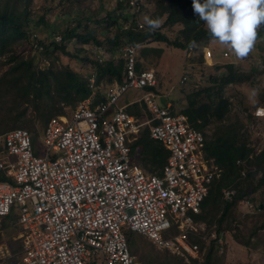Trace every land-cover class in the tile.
Here are the masks:
<instances>
[{
	"label": "built area",
	"instance_id": "1",
	"mask_svg": "<svg viewBox=\"0 0 264 264\" xmlns=\"http://www.w3.org/2000/svg\"><path fill=\"white\" fill-rule=\"evenodd\" d=\"M113 1L126 7L138 31H149L141 15L151 0ZM141 46L122 49L123 80L111 86L104 100L94 105L93 95L80 102L70 117L50 119L43 156L35 152L32 135L25 129L0 136V172L11 180H0V219L17 214L22 264H92L95 258L99 264H137L128 232L188 263L205 252L197 241L205 245L213 241L216 252L223 253V233H217L216 225L208 230L195 220L221 174L204 158V135L190 126L187 116L163 106L153 92L135 101L142 102L149 114L145 122L118 105L130 90L157 87L154 70H138ZM96 50L100 62L111 55ZM202 52L205 62L214 60L211 49ZM231 53L226 47L222 56ZM252 116L255 123L247 125L249 132L264 121V103L255 106ZM145 126L150 138L169 152L161 175L147 174L132 153ZM253 156L237 161L241 180L257 172ZM222 194L229 202L237 190L227 188ZM243 204L255 210L252 201ZM5 260L0 249V264Z\"/></svg>",
	"mask_w": 264,
	"mask_h": 264
},
{
	"label": "trees",
	"instance_id": "2",
	"mask_svg": "<svg viewBox=\"0 0 264 264\" xmlns=\"http://www.w3.org/2000/svg\"><path fill=\"white\" fill-rule=\"evenodd\" d=\"M67 1H71L67 8H73V0H60L57 5L58 8L66 4ZM31 4L32 0H0V55L4 59L2 64L7 67L0 76V136L7 133L8 130L25 129L17 125L34 127L33 120L24 119V112L21 111L23 105L30 104L34 107L37 110L40 122L43 126H47L50 119L64 116L63 108H59V105L63 104L62 107L66 105L75 110L80 102L94 95L91 82L93 77L96 84L105 79L109 82L114 80L121 83L125 71V61L121 58V51L125 46L154 41L166 43L175 49L187 52L208 48L207 46L212 40L205 22L199 19L198 14H194L192 0H155L156 13L152 19L159 18L161 20L166 18L163 23L166 28L171 29L178 25L183 27L174 41H171L161 31H150L149 27V31H138L135 22H130V14L127 13L126 7L115 2L113 8L106 13L103 19H97L96 12L89 13L86 16L84 9L80 10L81 17L74 20L73 26L55 32L49 43L35 40V54H40L41 59L44 60L53 59L58 53L69 55L67 45L77 42L83 46L92 44L96 48H102L113 56L118 55L117 59L112 57L109 61L103 63L89 58L83 59L90 63L95 71V74L92 73L93 75L90 74L87 77L64 67L55 69L49 65L46 69H39L34 65L36 63L35 57L26 59L24 56L16 55L15 47L30 41L31 34L40 27L52 29L53 24L48 18V14L53 13L54 9L48 8L37 12L33 11ZM100 7L104 9V0L100 1ZM90 23L92 25H89ZM102 29L109 31L112 29L114 35L108 39L105 37L98 39L95 33L97 34ZM257 33V39L264 36V25L258 28ZM56 37H60L61 40L56 41ZM190 41H195L197 47L189 48ZM83 50L80 49L79 51L84 52ZM260 52L259 57L262 59L264 66V49H261ZM142 54H145L144 57L148 55L146 52ZM200 61L204 62V58L201 57ZM216 68L218 71L223 68L225 73L223 72L220 77H208L205 82L206 85L201 89L190 90L186 96L187 106L174 113L187 116L190 126L204 135V158L221 170V178L218 181L215 180L209 193V196L211 195L215 201L214 206L208 207L205 201L202 212L205 209L210 210V208L216 207L218 198L223 197L221 192L224 189L235 188L237 194L233 200L229 202L223 200V205L220 207L222 213L215 222L217 233H223L221 230L223 224L231 219L230 224L234 227L230 230L235 242L246 248H256L257 243L254 242V239L259 236L260 232L264 231V203L259 207L263 220L255 222L247 236L242 233L240 224L235 223L236 221L231 214L233 207H237L246 200L251 201V196L260 191L264 200V191H262L264 190V149L256 154L255 149L250 144L252 133L248 132L247 125L255 123L252 116L253 110L241 109L242 115H235L231 99L225 95V89L229 85L246 83L255 85V83L250 81L249 75L237 70L234 64ZM138 70H141L140 63L138 64ZM200 72L203 76L202 70ZM146 91L152 92V89H146ZM94 97V105L105 99V96L100 93H97ZM261 102L264 103V95ZM9 105H13V107L7 114L5 111ZM240 105L242 104L240 103ZM131 106L132 108H130ZM130 107L128 106L126 109L130 115L138 120L143 117L138 102L130 105ZM143 107L145 108L144 104ZM7 120H11L17 125L7 126L6 123L3 124ZM144 130L141 131L140 137L133 144L132 153L137 155L136 159H138L139 165L146 173L161 175V171L169 157V152L160 143L150 138L148 128L146 131ZM209 132H211L210 135ZM1 148L0 151L3 150V147ZM252 153H254V156L251 163L256 167L257 172L249 174L247 179L241 180L242 168L237 165V161L247 159ZM0 180L3 182L11 181L1 172ZM11 217H6L3 220H9ZM195 220L201 222L206 219L202 213ZM127 240L132 255L136 257L133 252L138 251L139 247L132 246L134 243L132 232L127 233ZM197 242L202 252L208 248L204 252V256L200 258H204L202 264H213L216 252L214 242L212 241L206 245L201 241ZM21 249L22 244L19 249L13 250L18 253ZM151 258L156 257L152 256ZM198 260L191 261L196 264L199 262ZM161 261L164 262L165 258ZM177 262L144 264H184L183 258Z\"/></svg>",
	"mask_w": 264,
	"mask_h": 264
},
{
	"label": "rangeland",
	"instance_id": "3",
	"mask_svg": "<svg viewBox=\"0 0 264 264\" xmlns=\"http://www.w3.org/2000/svg\"><path fill=\"white\" fill-rule=\"evenodd\" d=\"M73 1V8H67L71 1L65 2L66 4L58 8L57 5L60 3V0H32L31 5L33 11L41 12L42 10L48 8L54 9L53 13L48 14V18L52 22L53 27L52 29L40 27L36 32L31 34L30 41L22 43V45H19V47H15V51L17 53L16 55L24 56L26 59L35 57L36 63H34V65L39 69H46L49 65H51L55 69H59L60 67L68 68L85 77L94 73L95 71L92 65L83 60L85 58L97 60L95 57V52H97V50L92 44L83 46L77 42H72L67 45V52H69V55L58 53L53 59L48 58L47 60H44L41 59L40 54H35V40L49 43L53 39V34L55 32L65 30L73 26L74 20L81 17V14L79 13L80 10L84 9L86 16L89 15V13L93 14L96 12V18L103 19L106 16V13L113 8L115 3L113 0H104V9H102L100 7L101 0ZM151 2V6L148 9L146 8L144 13L141 15L143 22L145 16L151 19L155 16V0H151ZM165 19L166 18L160 20L161 26L156 29V31H161V33L166 35L171 41H174V39L179 36V33L183 27L178 25L171 29L166 28L163 26ZM89 25L92 24L90 23ZM144 25H146L148 29V25L145 22ZM95 35H97L98 39H102L103 37L108 39L114 35V32L112 29L111 31L102 29L101 31L97 32V34L95 33ZM207 47L208 49H211V51L216 56L214 60L201 62L200 58L203 57L201 56L203 54V48L185 52L175 49L174 47L162 42L148 41L142 44L138 50L139 63L141 64V68L152 69L155 71L157 77V87L152 89V92L159 96V102L162 105H167L169 103L168 107H170L172 112L181 111L187 106L186 96L190 90L201 89V87L206 85L205 82L210 76H222L224 69L222 68L218 71L216 67H224L227 64H234L237 70H240L241 73L249 75L250 81L255 83V85H251L252 83L229 85L225 89V95L231 99L232 107L234 108V114L241 116V109H248V111H252L256 105L261 104V100L264 95V66L259 55L261 54V49H264V36L261 39L256 40L253 51L245 59H237L233 52L229 57L224 58L222 54L226 46L219 43H214L212 40ZM80 49H84V52L79 51ZM145 52L148 54L146 57H144L145 54H142ZM114 58L117 59L118 55L113 56V59ZM121 58L123 59L122 55ZM3 60V57L0 55V76L7 69V67L2 64ZM201 70L203 72V76L200 72ZM185 76L187 81L182 83ZM115 82L116 81L114 80L109 82L107 79H105L99 84H96L94 81V83H92L94 95L96 96L97 93H100L105 96ZM147 92L148 91L146 90H130L119 100L118 105L126 106V108L128 106L130 107V103L141 99L142 96ZM138 103L141 106V113L143 115L139 121L144 122L147 120L148 113L146 108L143 107L142 102ZM240 103L242 105H240ZM62 105L63 104L59 105V108H63L64 116L70 117L74 111L73 108L66 105L62 107ZM12 107L13 105H9L5 113L9 112ZM130 108H132V106ZM21 111L24 112V119L34 121V127L17 125L11 120L4 121L3 124L6 123L7 126L16 124L21 128H25V130L27 129V131L31 133L34 140L35 152L38 155L43 156L45 152L43 138L46 126H43V124L40 122L37 110L30 104L23 105ZM143 129L146 131L147 126L143 127L142 130ZM254 129L255 131H248L249 133H252L250 144L256 150L264 149V121L256 123ZM210 133L211 132H209V135ZM1 147L2 146H0V149H2ZM137 160L138 159H136V161ZM221 175L222 174H220V177L217 179V181L221 178ZM261 193L262 192L260 191L251 196V201L255 205L254 211L246 208L243 203L237 205V207H233L232 209L231 215L234 217L236 221L235 223L238 222L240 224V229L245 236L251 232L255 222L263 220L260 211L257 210V208L262 203H264ZM223 200L224 199L221 196L218 198V204H216V207L213 209L210 208V210H203L202 213L206 219L205 221H201L203 223V227L206 226L208 230L215 229V222H217L222 213L220 207L223 205ZM214 202L215 201L211 195L207 197L206 204L208 207H213ZM230 222L231 219H228L221 228L223 231L222 241L225 242V248L223 253L215 252L213 264H264V231L260 232L259 236L254 239V242L257 243L256 248H246L235 242L233 239L230 229L233 228L234 225L231 226ZM20 234L21 229L20 226L17 225L16 213L9 220L0 219V249H2V252L6 257L5 264H22L21 250L18 253L13 250L19 249V246L22 244V241L19 238ZM132 236L134 238V243L132 246L135 245V247H139L138 251L133 252L136 255V263L138 262L137 264L178 263L177 261H180L181 259L178 256L158 250L151 243V241L139 234L132 233ZM207 249L208 248L204 249L205 252ZM204 254L202 256H204ZM152 256L156 257L158 261L156 258H151ZM164 258L165 261H161V259ZM203 259L204 258L199 259V262L196 264L204 263ZM99 263H101V261L98 260V258H95L92 264ZM184 264L194 263L193 261L188 263L184 260Z\"/></svg>",
	"mask_w": 264,
	"mask_h": 264
},
{
	"label": "clouds",
	"instance_id": "4",
	"mask_svg": "<svg viewBox=\"0 0 264 264\" xmlns=\"http://www.w3.org/2000/svg\"><path fill=\"white\" fill-rule=\"evenodd\" d=\"M194 14L206 24L214 43L230 49L237 59H245L253 51L257 30L264 25V0H192ZM150 31L161 26L159 18L144 17ZM197 47L195 41L189 48Z\"/></svg>",
	"mask_w": 264,
	"mask_h": 264
},
{
	"label": "crops",
	"instance_id": "5",
	"mask_svg": "<svg viewBox=\"0 0 264 264\" xmlns=\"http://www.w3.org/2000/svg\"><path fill=\"white\" fill-rule=\"evenodd\" d=\"M97 49V48H96ZM224 50H225V48H224ZM202 56H203V54H202ZM216 56V55H215ZM113 57V55H110V57L108 58V59H103L100 63H103V62H106V61H109L111 58ZM98 61V60H97ZM150 66V65H149ZM141 69H143V70H147V69H145V68H141ZM158 96V95H157ZM158 98H159V96H158ZM137 101V100H136ZM135 103V101L134 102H132V103H130L131 105L132 104H134ZM169 104V103H168ZM168 104L167 105H165V104H163V106H168Z\"/></svg>",
	"mask_w": 264,
	"mask_h": 264
},
{
	"label": "bare ground",
	"instance_id": "6",
	"mask_svg": "<svg viewBox=\"0 0 264 264\" xmlns=\"http://www.w3.org/2000/svg\"><path fill=\"white\" fill-rule=\"evenodd\" d=\"M242 171V170H241Z\"/></svg>",
	"mask_w": 264,
	"mask_h": 264
}]
</instances>
